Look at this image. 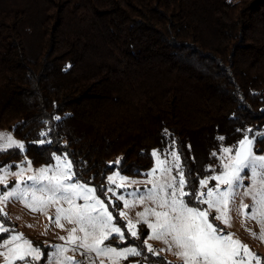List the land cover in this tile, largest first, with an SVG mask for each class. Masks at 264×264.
<instances>
[{
	"label": "trees",
	"instance_id": "1",
	"mask_svg": "<svg viewBox=\"0 0 264 264\" xmlns=\"http://www.w3.org/2000/svg\"><path fill=\"white\" fill-rule=\"evenodd\" d=\"M0 129L25 145L0 168L66 155L107 203L113 171L143 177L174 140L198 189L222 146L264 131V0H0ZM123 230L127 244L109 243L139 246V264H179Z\"/></svg>",
	"mask_w": 264,
	"mask_h": 264
},
{
	"label": "snow or ice",
	"instance_id": "2",
	"mask_svg": "<svg viewBox=\"0 0 264 264\" xmlns=\"http://www.w3.org/2000/svg\"><path fill=\"white\" fill-rule=\"evenodd\" d=\"M56 119L59 120L60 117L57 116ZM164 131L167 133V129ZM249 133H253V130L247 129L244 138L235 148L222 146V155L212 153L213 156H218L221 171L200 179L198 189L189 187L174 140L169 146L170 151L153 150L151 155L156 160V167L146 174V181L129 180L127 176L120 175L118 170L114 171L113 175L107 177V190L102 188L101 194L112 193L117 201H123L128 210L134 208L137 203L148 202L154 205L146 206L142 212H137L135 220L129 218L127 212L120 211L119 217L127 220L123 228L116 223V218L108 210L112 204L111 199L106 204L96 194L97 189L73 179L75 174L72 162L66 155L55 156L57 163L53 166L35 170L34 174L28 177L30 185L22 177L26 171H33L31 161L25 159L27 168L17 165L18 171L15 172L11 171L10 166L0 168V185L5 188L8 187V177H16V183L10 190L0 192V217H7L5 209L13 201L20 202L33 213L42 214H46L50 206L57 205L56 215L54 218L49 217L50 222L61 230H65L61 221L72 227L67 229V237L59 238L64 244L51 246L54 252L49 258L50 264H84L83 261H74L66 255L70 251L76 252L80 249L84 250V254L95 253L100 264H104L105 259L109 264H120L121 260L130 256H141L139 246L118 248L106 243L118 240L121 244H127L124 228L132 239L141 241L148 253L158 256L160 251H167L180 259L182 264H261V258L251 252L234 233L224 231V228L232 226V213L236 212L241 216L242 225L254 221L259 226V234L248 228L245 230L253 239L264 242V153L255 151L256 136L261 137L260 143H264V133L257 131L252 136H249ZM218 139L223 141L224 137ZM11 148L25 151V145L15 140L12 135L0 133V152ZM120 163L118 158L116 165ZM173 169L176 175H172ZM208 171L216 170L209 168ZM116 178L120 183H117ZM245 180L249 183L245 184ZM210 181H216V184L208 187ZM137 183L150 184L151 188L144 192L137 190L120 195L112 188L113 184L120 188ZM126 196L131 199H126ZM185 197L189 199L186 200ZM238 198L239 205L236 204ZM244 198H250L251 205L245 204ZM62 204L67 207L60 206ZM198 205H207V208ZM212 212L215 215H212L210 220ZM216 221H220L224 228L216 224ZM139 224L146 225L150 230L143 239L137 228ZM4 233L10 234L0 241V249H3L0 256L4 257L6 264H35L42 255H47L22 234L6 227L3 221H0V234ZM149 240L159 241L165 248L157 251L148 243Z\"/></svg>",
	"mask_w": 264,
	"mask_h": 264
},
{
	"label": "rangeland",
	"instance_id": "3",
	"mask_svg": "<svg viewBox=\"0 0 264 264\" xmlns=\"http://www.w3.org/2000/svg\"><path fill=\"white\" fill-rule=\"evenodd\" d=\"M229 1L238 2L240 0H229ZM0 133H7V134H10L13 136V134L8 130H1L0 129ZM262 133H264V131ZM13 138L24 144V142L21 141L20 139L14 137V136H13ZM260 139H261V137H260ZM11 149H15V148H11ZM11 149H8V150H11ZM261 150L263 151L261 153H264V146H262L260 149L259 146L257 144H255V151L257 153H259V151H261ZM219 155H222V153H220ZM61 157H64V156H61ZM56 163H57V161L54 160V162L52 164L47 165V166H53ZM17 165H22L25 168H27V165L24 164V161L17 164ZM9 166L11 167V171H13V172L18 171L17 167H12L11 165H8L5 167H9ZM31 167H32L33 171H26L22 177V179L24 181H27V183L29 185L31 184V181L28 180V177L33 175L35 170H38V169H40L42 167H46V166L34 167L31 164ZM155 167H156V160H155L153 168H155ZM217 168H218V170L213 172L211 175L218 174L221 171L220 160H219V165ZM215 169H216V167H215ZM151 170H149V171H151ZM113 174H114V171L111 175H113ZM146 174H144L143 177H128V176L127 177L129 180L146 181L148 179ZM120 175H122V174L120 173ZM158 175H159V171H157V176ZM172 175H176L175 169H173ZM123 176H125V175H123ZM73 179H74V177H73ZM116 179H117V183H120L119 179L118 178H116ZM15 183H16V177L15 176H9L8 180H7L8 187L5 188L3 185H0V192L10 190L15 185ZM244 183L248 184L249 181L245 180ZM215 184H216V181H210L208 187H213ZM90 187H92V186H90ZM221 187L223 188L224 186L222 185ZM112 188L116 191L117 195H120V194H123L126 192H133V191H137V190L139 192H144L147 189L151 188V185L147 184V183H137V184H128V185H125L124 187L117 188L116 184H113ZM206 190L207 189H204V191H206ZM108 197H109L108 199H111L112 205H114V203H117V202L121 204V208L118 211L119 213H120V211H125V212H127L128 217L133 219V220L137 219L136 213L142 212L144 210V207H146V206L147 207H154V205H151L150 203L145 202L143 204L137 203L134 208H132L131 210H128L124 207L123 201H117L115 196L112 195V193H108ZM126 199H131V198L126 196ZM243 202L245 204H249V205H251V203H252L250 198H244ZM77 203L82 204L83 201H77ZM105 203L108 204L106 201H105ZM239 203H240V200L238 198L236 201V204L239 205ZM60 206L67 207V205H64V204H62ZM201 206H202V208H207V205H201ZM56 207H57V205L50 206L47 209L46 214H42L39 212L33 213V212L29 211L27 208H25L24 205L21 204L20 202L13 201V202H10L5 209V211L7 212V216L12 220L13 223L16 224V228H12V229H14L15 232H17V233L22 234L23 237H25L26 239L31 241L34 246H38L41 249L42 253L47 254V255H42V258L39 261L35 262V264H50L49 258L51 257V255L54 252V249L51 246L58 245V244H64L65 242L60 240L59 238L62 236L67 237V235H68L67 229L72 227V225H68L64 221H61L62 223H64V226H65V230H61L60 228L56 227L54 223L50 222L49 217L54 218L56 215V212H55ZM111 208L112 207H110V205H109L108 210L110 212H112ZM112 214H113V212H112ZM212 215H215V213L212 212V214L209 216L210 220L212 218ZM113 216H114V214H113ZM121 219L125 223H127V220H125L123 218H121ZM216 224H218L221 228H224V225L220 221H216ZM28 225H32V227H28ZM140 227H142L143 230L146 229L148 233L150 232V230L147 228L146 225H143V224L137 225L138 229H140ZM245 228L251 229L252 231H255L257 234H259V231H260L259 226L254 221H248L246 224L242 225L241 216L238 213L233 212L232 213V226L230 228H224V231L234 233L235 237L237 239H239L244 245H247L251 252L255 253L258 257L261 258V264H264V242H261L258 239H253V237L249 234L248 231L245 230ZM46 229H47V231H45ZM5 234H9V233H5ZM112 241L116 242L118 240H112ZM106 243H109V241H106ZM148 243L151 244L152 247L154 249H156L157 251L165 248V245L159 241L149 240ZM112 246L117 247L115 245H112ZM119 248H121V247H119ZM0 251H3V249H0ZM66 255L72 257V259L74 261H77V262L83 261L84 264H100V260L96 258L95 253L84 254L83 249H80L76 252L70 251V252L66 253ZM159 255L164 256L170 262H176V263L182 264V261L170 252L160 251ZM44 258H45V260H44ZM0 264H6L4 257H2V256H0ZM17 264H19V262H17ZM104 264H109V261L107 259H105ZM120 264H139V263L135 260V258H133V256H130L126 260H121ZM253 264H255V262H253Z\"/></svg>",
	"mask_w": 264,
	"mask_h": 264
}]
</instances>
